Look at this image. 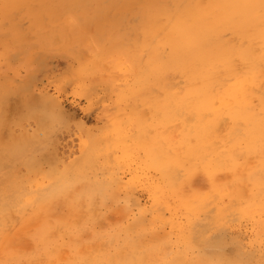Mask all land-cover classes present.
Returning <instances> with one entry per match:
<instances>
[{
    "label": "rangeland",
    "instance_id": "rangeland-1",
    "mask_svg": "<svg viewBox=\"0 0 264 264\" xmlns=\"http://www.w3.org/2000/svg\"><path fill=\"white\" fill-rule=\"evenodd\" d=\"M263 10L0 0V264H264Z\"/></svg>",
    "mask_w": 264,
    "mask_h": 264
},
{
    "label": "bare ground",
    "instance_id": "bare-ground-1",
    "mask_svg": "<svg viewBox=\"0 0 264 264\" xmlns=\"http://www.w3.org/2000/svg\"><path fill=\"white\" fill-rule=\"evenodd\" d=\"M243 2V1H242ZM229 6V5H228ZM223 8V7H222ZM264 11V10H263ZM256 24V23H255ZM167 28V27H166ZM165 28V29H166ZM162 33V32H161ZM243 44V43H242ZM46 48V47H45ZM85 55V54H84ZM89 57V56H88ZM144 57V56H143ZM264 59V58H263ZM143 64V63H142ZM129 66V65H128ZM247 66V65H246ZM244 68V67H243ZM129 69H130V67H129ZM138 70V69H137ZM221 71V70H220ZM223 73V72H222ZM256 75V74H255ZM171 76V75H170ZM217 76V75H216ZM253 76V75H252ZM251 77V76H250ZM136 78V77H135ZM180 79V78H179ZM221 80V79H220ZM178 82V81H177ZM242 82V81H241ZM238 83V82H237ZM128 84V83H127ZM250 84V83H249ZM253 85V84H252ZM169 86V85H168ZM181 87V86H180ZM234 87V86H233ZM248 87V86H247ZM251 87V86H250ZM253 87V86H252ZM116 89V88H115ZM182 89V88H181ZM183 90V89H182ZM248 90V89H247ZM193 91V90H192ZM231 91V90H230ZM183 92V91H182ZM3 94V93H2ZM258 94V93H257ZM254 96V95H253ZM19 97V96H18ZM224 104V103H223ZM229 105V104H228ZM215 111V110H214ZM209 113V112H208ZM184 114V113H183ZM182 114V115H183ZM212 115V114H211ZM38 119V118H37ZM222 121H223V119H222ZM150 126V125H149ZM192 133V132H191ZM228 135V134H227ZM242 135V134H241ZM220 140V139H219ZM146 141V140H145ZM105 142V141H104ZM146 143V142H145ZM148 144V143H147ZM230 156V155H229ZM254 158V157H253ZM251 161V160H250ZM251 164H252V162H251ZM215 166V165H214ZM74 167V166H73ZM32 168V167H31ZM87 171V170H86ZM176 171H178V170H176ZM202 172V171H201ZM239 172V171H238ZM82 174V173H81ZM205 174V173H204ZM88 175V174H87ZM109 175V174H108ZM82 176V175H81ZM99 176V175H98ZM230 176H232V175H230ZM28 177V176H27ZM26 177V178H27ZM74 177V176H73ZM105 177V176H104ZM202 177V176H201ZM25 178V179H26ZM181 178V177H180ZM231 179V178H230ZM81 181V180H80ZM91 181V180H90ZM197 181V180H196ZM49 184V183H48ZM47 184V185H48ZM95 184V183H94ZM101 185V184H100ZM194 185H196V184H194ZM16 186V185H15ZM96 186V185H95ZM203 187V186H202ZM9 190V189H8ZM46 190V189H45ZM248 190V189H247ZM38 194V193H37ZM36 198V197H35ZM34 198V199H35ZM22 200V199H21ZM257 200H259V199H257ZM56 209V208H55ZM52 213H55V212H52ZM14 216V215H13ZM3 217V216H2ZM41 217V216H40ZM17 218V217H16ZM33 219V218H32ZM41 219V218H40ZM28 221V220H27ZM18 222V221H17ZM35 222H37V221H35ZM39 222V221H38ZM28 223H29V221H28ZM40 224V223H39ZM26 226V225H25ZM15 228V227H14ZM156 236V235H155ZM153 239V238H152ZM24 244V243H23ZM29 251V250H28ZM194 254V253H193ZM93 255V254H92ZM170 255V254H169ZM63 257V256H62ZM190 258V257H189ZM93 260V259H92ZM189 260V259H188Z\"/></svg>",
    "mask_w": 264,
    "mask_h": 264
},
{
    "label": "snow or ice",
    "instance_id": "snow-or-ice-1",
    "mask_svg": "<svg viewBox=\"0 0 264 264\" xmlns=\"http://www.w3.org/2000/svg\"><path fill=\"white\" fill-rule=\"evenodd\" d=\"M261 6L264 7V0H261ZM76 21L73 19L70 21V23H75ZM209 180H212L213 178L211 176L208 177Z\"/></svg>",
    "mask_w": 264,
    "mask_h": 264
}]
</instances>
